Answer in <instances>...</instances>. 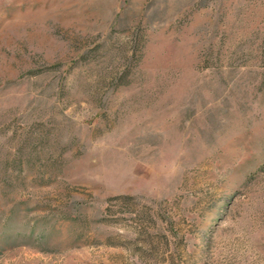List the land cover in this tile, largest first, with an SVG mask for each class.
I'll list each match as a JSON object with an SVG mask.
<instances>
[{"label":"rangeland","instance_id":"rangeland-1","mask_svg":"<svg viewBox=\"0 0 264 264\" xmlns=\"http://www.w3.org/2000/svg\"><path fill=\"white\" fill-rule=\"evenodd\" d=\"M0 264H264V0H0Z\"/></svg>","mask_w":264,"mask_h":264}]
</instances>
